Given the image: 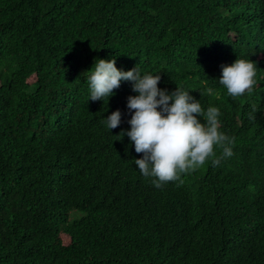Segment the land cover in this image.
I'll use <instances>...</instances> for the list:
<instances>
[{
    "label": "trees",
    "instance_id": "16d2710c",
    "mask_svg": "<svg viewBox=\"0 0 264 264\" xmlns=\"http://www.w3.org/2000/svg\"><path fill=\"white\" fill-rule=\"evenodd\" d=\"M112 58L217 107L234 154L157 188L120 134L133 82L90 99ZM238 58L257 68L233 98ZM0 264H264V0H0Z\"/></svg>",
    "mask_w": 264,
    "mask_h": 264
},
{
    "label": "clouds",
    "instance_id": "9594fccd",
    "mask_svg": "<svg viewBox=\"0 0 264 264\" xmlns=\"http://www.w3.org/2000/svg\"><path fill=\"white\" fill-rule=\"evenodd\" d=\"M221 67L219 83L231 97L251 92L255 83V62L238 58L234 64ZM90 70L87 80L92 101L108 100L122 80L133 82L132 90L138 95L128 97L127 107L133 113L128 121L131 127L120 134L130 138L136 153H143L141 158L135 159V165L144 177L155 178L152 183L157 188L169 181L183 184L179 173L195 171L204 165L214 155V146L222 149L212 160L215 166L234 154V138L219 131V109L209 106L205 111L200 100L190 95L189 90L179 85L171 92L158 88L161 79L158 73L142 74L137 66L127 71L118 69L115 58L96 60ZM206 91L210 95L213 90L208 88ZM201 93L203 96L204 92ZM255 112L253 105L248 113L250 120H255ZM198 116H203L205 122ZM104 123L110 130L116 128L121 123L120 110L107 116Z\"/></svg>",
    "mask_w": 264,
    "mask_h": 264
},
{
    "label": "rangeland",
    "instance_id": "374dc122",
    "mask_svg": "<svg viewBox=\"0 0 264 264\" xmlns=\"http://www.w3.org/2000/svg\"><path fill=\"white\" fill-rule=\"evenodd\" d=\"M75 214H76V213H74L73 216H74ZM73 216H72V217H73Z\"/></svg>",
    "mask_w": 264,
    "mask_h": 264
}]
</instances>
